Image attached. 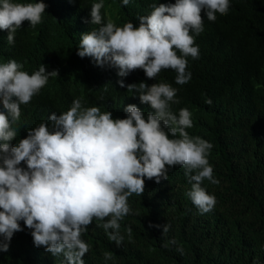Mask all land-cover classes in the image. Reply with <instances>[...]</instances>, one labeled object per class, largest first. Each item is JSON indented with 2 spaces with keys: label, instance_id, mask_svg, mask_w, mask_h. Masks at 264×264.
<instances>
[{
  "label": "trees",
  "instance_id": "trees-1",
  "mask_svg": "<svg viewBox=\"0 0 264 264\" xmlns=\"http://www.w3.org/2000/svg\"><path fill=\"white\" fill-rule=\"evenodd\" d=\"M43 2L48 7L42 22L31 27L24 21L14 44L9 45L8 32L0 30V63L15 59L29 74L41 64L49 72L59 71L21 106L12 144L26 138L28 129L50 124L49 116L69 110L74 99L84 107L111 111L114 119L126 118L129 104L146 117L154 110L126 86L164 82L178 89L180 103L172 104V111L188 108L192 114L193 126L186 131L213 144L208 159L219 180L203 181L202 187L217 202L211 212L201 214L186 195L191 184L184 168L169 167L168 180L159 184L145 178V192L129 197L132 212L120 221L122 246L110 241L98 226L103 222L94 219L82 237L91 246L85 264H264V0H230L228 14H217L215 21L202 13L204 31L195 40L200 55L187 58L192 78L184 85L175 83L173 70L162 71L156 79L147 78L142 69L120 77L117 68L99 67L91 57L77 55L81 34L100 27L90 24L94 3H103L105 23L111 20L122 27L133 22L138 27V18L149 15L153 4L175 0H130L127 6L122 0ZM120 80L125 87H120ZM209 98L211 105L205 102ZM20 223L23 231L14 234L7 252L0 251V264H64L62 255L54 257L44 247L37 248L32 230ZM105 251L112 252L113 259L105 260Z\"/></svg>",
  "mask_w": 264,
  "mask_h": 264
},
{
  "label": "clouds",
  "instance_id": "clouds-1",
  "mask_svg": "<svg viewBox=\"0 0 264 264\" xmlns=\"http://www.w3.org/2000/svg\"><path fill=\"white\" fill-rule=\"evenodd\" d=\"M122 3L127 6L130 0ZM47 7L43 0H0V30L8 32L7 43L14 44L24 21L31 27L41 23ZM103 7L102 2L92 5L90 24L100 27L81 34L78 56L91 57L99 67L117 68L120 77L142 69L147 78L156 79L162 71L173 70L175 83L184 85L192 78L187 58L200 55L195 40L204 31L202 13L215 21L217 14H228L230 0L153 4L149 15L138 18V27L133 22L122 27L111 20L105 23ZM23 68L15 59L0 63V251L7 252L14 234L23 231L21 221L32 230L34 245L54 257L62 255L64 264H85L91 246L82 237L94 219L103 222L98 226L120 247V221L132 212L129 197L143 195L145 178L157 184L168 180L169 167L177 165L185 170L191 184L186 195L199 212L214 209L216 197L202 187L205 180L219 183L208 159L213 144L186 131L193 126L188 108L172 111L171 105L180 103L177 88L164 82L126 86L120 80V87L138 93L141 103L154 111L145 117L129 104L127 117L114 119L111 111L84 107L74 99L69 110L52 113L50 124L28 129L26 138L13 145L21 106L59 76L44 64L31 74ZM205 102L213 103L210 98ZM169 227L163 226L164 234ZM131 232L129 227V237ZM103 257L111 260L113 253L105 251Z\"/></svg>",
  "mask_w": 264,
  "mask_h": 264
}]
</instances>
